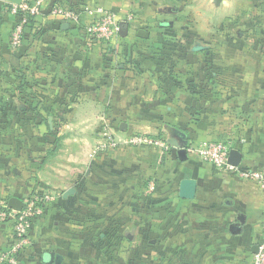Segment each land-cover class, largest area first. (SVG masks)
<instances>
[{
  "label": "crops",
  "instance_id": "1",
  "mask_svg": "<svg viewBox=\"0 0 264 264\" xmlns=\"http://www.w3.org/2000/svg\"><path fill=\"white\" fill-rule=\"evenodd\" d=\"M7 3L0 199L51 196L15 264H45V252L88 264L85 223L95 264H251L264 195L197 149L226 143L242 155L238 169L264 170V0H51L81 24L46 8L19 47ZM105 13L119 25L111 43L85 31ZM135 135L169 149L135 146ZM13 243L11 224H0V254Z\"/></svg>",
  "mask_w": 264,
  "mask_h": 264
},
{
  "label": "built area",
  "instance_id": "2",
  "mask_svg": "<svg viewBox=\"0 0 264 264\" xmlns=\"http://www.w3.org/2000/svg\"><path fill=\"white\" fill-rule=\"evenodd\" d=\"M51 0H35L23 1L21 5L7 3L2 7L3 14L13 16L17 20L12 31V45L19 47L23 40L27 25L31 19L40 16L46 8H49V13L54 16H59L66 21L81 24V15L75 11L64 9L59 5H51ZM88 12V13H87ZM87 16L92 15V11H87ZM103 13L102 9L98 12ZM85 31L94 35L99 42L111 43L115 41L119 25L115 22V17L109 14H102V17L93 22L85 24ZM129 143L135 146H153L161 147L168 151L169 147L165 140L147 136L135 135L130 138ZM232 147L226 143L212 142L201 145L197 152L200 157L219 169L236 172L243 179H250L257 182L260 190L264 195V170L253 169H238L229 164V157ZM151 189L153 186H150ZM51 200L50 195L39 194L30 196L24 201V207L21 211L10 209L8 201L0 199V224H11L14 235V243L10 249L0 254V264H15L18 257L23 254L29 245V233L33 223L45 214L47 205ZM251 264H264V216H263V238L259 245L257 253L254 255Z\"/></svg>",
  "mask_w": 264,
  "mask_h": 264
},
{
  "label": "water",
  "instance_id": "3",
  "mask_svg": "<svg viewBox=\"0 0 264 264\" xmlns=\"http://www.w3.org/2000/svg\"><path fill=\"white\" fill-rule=\"evenodd\" d=\"M4 1H7L9 3H12V4H16V5H21L23 3V0H4ZM219 0H215V3L217 4ZM67 27V25H66ZM128 31V25L127 24H122L121 25V28H120V34L122 36H125L126 33ZM202 49L201 47H198L196 48V50H200ZM171 135L173 137H176L177 139L180 140V147H183L184 146V142L186 140V136L181 133L180 131L178 130H175V129H171ZM173 143V141H169V143ZM175 144V143H173ZM184 152V151H183ZM241 160H242V155L239 151H236V150H232L231 153H230V157H229V164L231 166H239L240 163H241ZM182 191L186 192L188 195L192 192V189L189 187V186H186L183 185L182 186ZM8 206L10 209H13V210H16V211H21L24 207V202L21 201L20 199H17V198H12L8 201ZM62 256L60 255H56L55 253H52V252H45L43 254V257H42V262L45 263V264H61L62 263Z\"/></svg>",
  "mask_w": 264,
  "mask_h": 264
},
{
  "label": "rangeland",
  "instance_id": "4",
  "mask_svg": "<svg viewBox=\"0 0 264 264\" xmlns=\"http://www.w3.org/2000/svg\"><path fill=\"white\" fill-rule=\"evenodd\" d=\"M5 109L10 110L9 105H7ZM20 158L24 159L25 161L27 160V157H23V155H21ZM91 228H92V225L89 226L87 223L83 225V235H84L83 238L84 240L86 239L85 245H84L83 256H84V259L88 261V264H95V246H93V244L95 245V230H91Z\"/></svg>",
  "mask_w": 264,
  "mask_h": 264
}]
</instances>
